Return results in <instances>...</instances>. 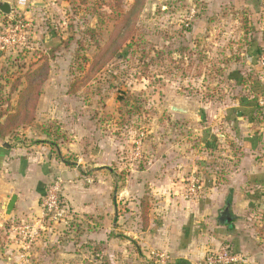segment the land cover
Returning <instances> with one entry per match:
<instances>
[{
  "label": "rangeland",
  "instance_id": "rangeland-1",
  "mask_svg": "<svg viewBox=\"0 0 264 264\" xmlns=\"http://www.w3.org/2000/svg\"><path fill=\"white\" fill-rule=\"evenodd\" d=\"M4 2L11 13L0 12V39L25 34L26 40L21 46L0 41V112L15 106L17 94L9 89L15 78L44 61L49 75L34 122L0 139V147L33 149L42 157L50 147L59 163L79 171L84 195H105L87 190L107 182L108 169L118 189L140 184L138 172L165 152L193 156L196 171H188L194 176L190 182L202 175L204 186L229 182L237 162L264 172V66L261 54L249 55L254 33L249 24H262L264 11L254 15L249 0ZM129 11L131 40L99 70L98 52ZM174 107L188 112L176 113ZM243 123L249 125L246 134L256 138L252 146L239 136ZM211 135L218 142L211 143ZM7 168H0V177ZM245 176L236 178L240 187L230 210L237 217L228 240L209 247L205 256L225 247L244 257L241 264H264V185L244 183ZM56 178L63 182L58 197L65 213L50 221L42 217L41 204ZM64 185L53 174L42 194L35 189L27 194L26 212L11 216L0 209V264H121L120 258L122 264H135L132 252L122 258L119 246H112L118 253L110 258L104 239H87L93 228L104 231L101 217L93 225L77 217L66 204ZM146 185L132 191L127 203L143 193L140 202L146 198L150 208ZM204 186L197 204L217 217ZM73 200L84 202L75 195ZM122 212L129 215L130 210ZM140 258L141 264L157 260Z\"/></svg>",
  "mask_w": 264,
  "mask_h": 264
},
{
  "label": "crops",
  "instance_id": "crops-1",
  "mask_svg": "<svg viewBox=\"0 0 264 264\" xmlns=\"http://www.w3.org/2000/svg\"><path fill=\"white\" fill-rule=\"evenodd\" d=\"M249 2L253 5L254 15H258L259 11H264V0H249ZM249 26L250 30L253 29L254 32L249 43V50L251 49L249 55L258 56V50L264 51V22L259 25L249 24ZM261 55L264 56V53ZM45 89L43 88V91ZM250 107L247 109L252 111ZM243 124L237 128L241 131L239 136L242 134L241 141L244 145L252 146L256 138L252 134H246L249 132L246 131L245 125H249L248 123ZM222 137L219 136V138ZM210 139L211 143L218 142L212 135ZM32 151L33 149L26 151L23 148L8 151L6 146L0 147V168L8 167L5 169L6 174L4 173L0 177V209L7 201V197L9 199L15 195L17 199L11 216L21 211L26 212L27 194L30 190L35 189L38 194H42L48 178L53 174H59L64 180V194L69 201L66 204L73 209V212L78 213L77 217H87L89 220L87 223L90 225L97 222L96 217H101L99 222L103 225L104 231H100V228H93L87 239L91 241L104 239L108 245V250L105 252L110 258L118 253L113 252L112 246H119L122 258H127L124 255L132 252V257L137 259L135 264L143 263L138 262V260L141 261L140 257L147 258L152 255L157 256L155 264H205V254L208 248L217 247L223 241L228 240L230 235L228 230L232 231L233 229L237 214L234 210L231 212L230 205L235 201V195L232 196L233 192L239 190L240 187L236 178L246 175L244 183L264 185V172L257 173L256 169L251 170L252 165L249 170L242 162L235 164V167L229 172L232 175L229 182H223L222 185L213 182L204 186L205 180L200 174L198 179L201 180L207 191L205 194L207 203L212 209L218 210V215L215 217L212 210L210 213L208 208H202L201 204H197L200 197L190 199L185 196L193 176V174L189 175L188 171L191 173L196 171L195 165L191 166L193 156L188 153L165 152L163 156H157L158 159L152 166L138 172L142 181L133 187L118 189L115 184H111L112 170L108 169L110 175L107 176V182L103 181V184H97L87 190L88 192L105 191V195L96 196L89 193L84 195L81 183L77 181L80 175L79 171L59 163L50 147L44 148L43 157L42 154L35 156ZM246 156V154L243 155L245 158ZM39 159L44 162L37 166L35 163H38ZM13 165L16 167L12 168ZM99 168L106 167L99 166ZM145 184L148 185L146 186L147 190H150L149 196L151 197L146 228L143 227L140 220V198L143 197V193L127 203L128 195L132 191H141L145 188ZM74 195L84 199L85 203L73 200ZM85 196L87 198H84ZM124 208L130 210L129 215L122 212ZM225 208H228L229 217L232 220L229 227L219 222L220 211ZM112 233H115L113 239L108 237ZM102 234L104 238H102ZM107 239L110 240L106 241ZM123 241L124 243H122ZM119 262L122 264L123 260L120 258Z\"/></svg>",
  "mask_w": 264,
  "mask_h": 264
},
{
  "label": "trees",
  "instance_id": "trees-1",
  "mask_svg": "<svg viewBox=\"0 0 264 264\" xmlns=\"http://www.w3.org/2000/svg\"><path fill=\"white\" fill-rule=\"evenodd\" d=\"M138 0H134L137 3ZM131 11L126 13L120 24L113 30L108 42L104 48L98 52L97 59H101L99 70L118 55V51L125 45H128L132 35V24L130 23ZM128 25V26H127ZM93 33V30H91ZM264 52L258 50V54ZM49 75V67L47 61L36 67L34 70L26 72L22 78H15L10 85V93L17 94V99L14 108L0 112V119L5 117L3 122H0V139L3 140L8 136H12L13 132L18 128L31 125L36 116L39 99L42 95V89ZM146 198L140 202V218L144 228L148 225L149 206ZM232 220L225 225L231 226ZM100 249L96 248L95 252Z\"/></svg>",
  "mask_w": 264,
  "mask_h": 264
},
{
  "label": "built area",
  "instance_id": "built-area-1",
  "mask_svg": "<svg viewBox=\"0 0 264 264\" xmlns=\"http://www.w3.org/2000/svg\"><path fill=\"white\" fill-rule=\"evenodd\" d=\"M26 40L25 34H20L18 36L13 35L9 36L6 39H0L4 44L10 45H24ZM1 49H3L1 47ZM262 65H264V56H261ZM62 180L56 178L52 186H50L45 193L41 204L42 217L48 218V220H56L58 217H61L65 211L59 200L58 192L60 190ZM203 191V185L200 179H195L190 182L187 190L185 192L186 198H199L201 192ZM165 260V259H163ZM245 263L244 257L238 254H233L228 252V249L225 247L219 248L216 251H213L211 254L207 255L205 258V264H241Z\"/></svg>",
  "mask_w": 264,
  "mask_h": 264
},
{
  "label": "water",
  "instance_id": "water-1",
  "mask_svg": "<svg viewBox=\"0 0 264 264\" xmlns=\"http://www.w3.org/2000/svg\"><path fill=\"white\" fill-rule=\"evenodd\" d=\"M0 12L4 15H9L11 13V7L9 5V3L4 2L0 4ZM172 111L176 112V113H181V114H187V109L185 108H179V107H174L172 108ZM16 196L13 195L8 201H5L3 206H2V210L5 211L6 215H9L15 205L16 202ZM230 221V217H229V213H228V208H225L224 210L220 211V218H219V222L221 224H226Z\"/></svg>",
  "mask_w": 264,
  "mask_h": 264
}]
</instances>
